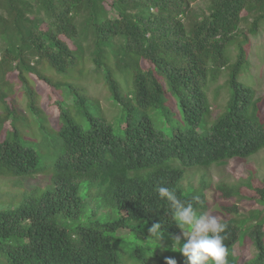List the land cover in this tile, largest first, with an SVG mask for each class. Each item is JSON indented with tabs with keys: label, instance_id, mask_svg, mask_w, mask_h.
Listing matches in <instances>:
<instances>
[{
	"label": "trees",
	"instance_id": "16d2710c",
	"mask_svg": "<svg viewBox=\"0 0 264 264\" xmlns=\"http://www.w3.org/2000/svg\"><path fill=\"white\" fill-rule=\"evenodd\" d=\"M195 1L0 0V175H51L18 205L0 206V264H187L179 251L139 245L120 257L116 241L129 231L146 240L158 221L183 234L157 188L174 190L199 215L217 191H235L205 177L184 187L186 169L264 148V96L240 80L242 72L259 79L250 73L251 44L262 40L264 0H205L199 10ZM89 63L109 92L110 114L87 93ZM224 71L228 97L213 116L208 88ZM27 74L30 111L44 115L37 85L50 99L53 122L38 124L54 135L46 155L14 124L22 116L15 85L31 84ZM248 192L254 213L218 216L227 225V264H264V178ZM249 244L255 251L246 260Z\"/></svg>",
	"mask_w": 264,
	"mask_h": 264
},
{
	"label": "rangeland",
	"instance_id": "374dc122",
	"mask_svg": "<svg viewBox=\"0 0 264 264\" xmlns=\"http://www.w3.org/2000/svg\"><path fill=\"white\" fill-rule=\"evenodd\" d=\"M207 3L205 0H196L193 3L195 10L200 8H205ZM119 6H116L109 10L111 16L118 15ZM262 40L251 44L252 56L251 58V71L255 74V78L258 80L252 79V77L247 72H242L240 80L246 83H254L258 86L255 89L256 96H264V31L259 36ZM79 38L76 39V41ZM254 39V38H252ZM116 45L113 42L111 46V51L116 53ZM1 49V46H0ZM235 53V51H234ZM44 69L47 70L48 74H52L55 78H59L58 75L50 68L48 65H43ZM85 85L88 90L87 93L92 95L93 98H96L103 109L106 111V114L113 112L111 103L109 101V92L104 85L99 81H94V66L89 63L85 67ZM104 73V70L102 71ZM251 73V74H252ZM27 79L29 83H17L20 85V88L17 89L18 85H15L14 94H16V100L18 106L22 112V116L18 120L14 121V124L17 128L18 136L21 140L34 144L42 155H46L49 150L52 148L53 137L52 133L48 132V128L53 122V116L51 115L50 110V99L44 89L40 86H36V90L39 93V107L43 110L44 115L36 114L27 107V99L24 93V90L30 85L33 86V79L27 74ZM228 80V74L224 71L216 81L212 82L208 88V96L210 100V110L212 111L213 116L215 114L224 111L225 104L228 97V92L224 84ZM221 86V87H220ZM66 90V88H64ZM218 91V92H217ZM76 119H80L79 115L75 114ZM112 115V114H111ZM262 116L264 117V103L262 105ZM17 121V122H16ZM47 122V129H41L39 123ZM43 150V151H42ZM49 174L38 173L34 176L29 177H12V176H1L0 175V206L10 208L18 205L19 199L23 191L31 190L33 188L43 189L50 183ZM202 177H205L209 182L214 186L217 184L225 183L233 187L235 193L229 196L226 190L217 191V201L207 212H210L214 215L221 216L222 213L229 216L241 217V214H237V208L243 209V212H247L245 215L254 213L256 210V202L251 201L247 197L248 189L252 179H263L264 178V148L258 151L257 153L246 157V158H231L225 163H217L208 167H193L186 169L185 177L182 180V185L184 187H189L191 185L197 186ZM235 204V206H233ZM224 206H227L224 208ZM114 217V215L112 216ZM247 218V216H243ZM249 223L252 220L248 221ZM181 236L182 244V233L171 235L168 232H164L162 239V247H156V242L152 241L149 237L148 239H137L130 231L122 234L116 243L118 245V251L120 257H122L126 251L131 250L135 245H139L142 248H149L154 251H164V249H171V245L174 243L175 236ZM151 241V242H150ZM255 251L253 244H249L245 250V259L247 260Z\"/></svg>",
	"mask_w": 264,
	"mask_h": 264
},
{
	"label": "clouds",
	"instance_id": "9594fccd",
	"mask_svg": "<svg viewBox=\"0 0 264 264\" xmlns=\"http://www.w3.org/2000/svg\"><path fill=\"white\" fill-rule=\"evenodd\" d=\"M157 191L160 198L170 204L173 220L183 230L185 238V242L181 244V236H175L171 249L181 252L187 258V264H208L209 261L211 264H227L228 252L222 235L227 225L210 212L198 215L192 203L186 204L168 187L159 186ZM194 199L199 201L200 197L196 196ZM164 231L160 221L153 223L148 229V237L156 242L155 249L163 248ZM165 260L166 264H178L175 258L166 257Z\"/></svg>",
	"mask_w": 264,
	"mask_h": 264
}]
</instances>
